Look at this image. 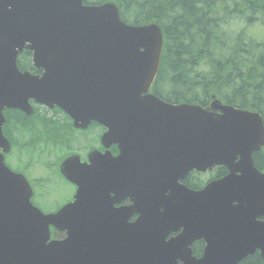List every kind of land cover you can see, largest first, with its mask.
<instances>
[{
  "label": "water",
  "instance_id": "water-1",
  "mask_svg": "<svg viewBox=\"0 0 264 264\" xmlns=\"http://www.w3.org/2000/svg\"><path fill=\"white\" fill-rule=\"evenodd\" d=\"M161 46L157 24H126L112 2L0 0V129L4 107L26 110L33 98L82 127L101 123L105 145L120 150L66 158L74 200L47 214L0 153V264H238L256 250L264 259V172L252 157L264 146L262 118L216 99L202 107L147 94ZM24 49L40 76L18 70ZM213 165L227 174L198 191L179 182Z\"/></svg>",
  "mask_w": 264,
  "mask_h": 264
},
{
  "label": "trees",
  "instance_id": "trees-1",
  "mask_svg": "<svg viewBox=\"0 0 264 264\" xmlns=\"http://www.w3.org/2000/svg\"><path fill=\"white\" fill-rule=\"evenodd\" d=\"M106 1L116 4L121 20L127 24L155 23L160 27L163 43L153 84L156 95L171 103L202 106L214 97L238 108L257 111L264 122V0L84 3ZM19 63L23 67L30 65L27 52L21 54ZM253 164L264 169L262 150L253 154ZM224 173L225 168L219 167L216 176ZM52 236L60 238L63 233L53 231ZM201 248L194 243L193 254L200 255ZM238 264H264V260L255 252Z\"/></svg>",
  "mask_w": 264,
  "mask_h": 264
},
{
  "label": "flooded vegetation",
  "instance_id": "flooded-vegetation-1",
  "mask_svg": "<svg viewBox=\"0 0 264 264\" xmlns=\"http://www.w3.org/2000/svg\"><path fill=\"white\" fill-rule=\"evenodd\" d=\"M26 66L20 67L22 70L28 68L34 74L39 73L35 72L34 68ZM29 103L32 107L30 114L19 109L2 111L4 120L1 131L9 142V149L6 152L0 149V153L3 163L9 169L21 173L27 179L32 188L30 196L32 204L43 213H52L71 202L76 192V186L60 171L61 163L66 157L76 156L81 163H88V156L92 152L104 153L108 150L112 156H116L119 154V148L117 144L109 145L108 148L104 146L101 135L105 128L99 123L91 121L85 128L78 127L74 120L57 106L49 107L33 100ZM91 126L95 127L96 131L99 130L93 141L84 133ZM57 182L61 183L62 191L68 187L71 189L68 196L62 198L56 195L58 190L56 192L52 190V185ZM180 182L189 189L197 190L198 173L188 172ZM128 204L130 200L125 198L115 202L113 206ZM136 216L132 214L129 220H134ZM194 243L201 245L202 251L204 242L198 240Z\"/></svg>",
  "mask_w": 264,
  "mask_h": 264
},
{
  "label": "rangeland",
  "instance_id": "rangeland-1",
  "mask_svg": "<svg viewBox=\"0 0 264 264\" xmlns=\"http://www.w3.org/2000/svg\"><path fill=\"white\" fill-rule=\"evenodd\" d=\"M235 9H236L237 11H241V10H242V7H235ZM243 11H245V9H244ZM241 13H243V12H240V15H241ZM255 17H260V15H258V16L255 15ZM258 22L261 24L260 21H258ZM83 131H84V130H83ZM84 133L87 134V135L89 136V139H90L91 141H93V140L96 139L97 135L99 134V130L96 131V128L91 126V127H90L86 132H84ZM95 133H96V134H95ZM201 176H202L203 179H205V178H207V177L209 176V172H204V173L201 174ZM52 190H53L54 192H56V190H58L59 192H57L56 195H60V197H62V198H64L65 195L68 196L69 191H71V189L69 190V187H68L67 189H65V191H62V187H61V183H60V182L54 183V184L52 185Z\"/></svg>",
  "mask_w": 264,
  "mask_h": 264
}]
</instances>
